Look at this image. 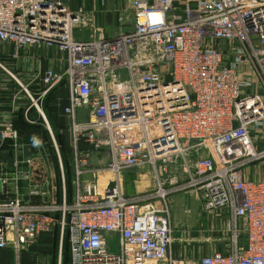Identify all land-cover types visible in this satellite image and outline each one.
Returning <instances> with one entry per match:
<instances>
[{
  "label": "built area",
  "instance_id": "built-area-1",
  "mask_svg": "<svg viewBox=\"0 0 264 264\" xmlns=\"http://www.w3.org/2000/svg\"><path fill=\"white\" fill-rule=\"evenodd\" d=\"M130 6L132 27L105 36L66 0H0L1 42L66 54V67L46 70L36 93L8 73L42 116L45 94L66 84L73 135L69 174L58 139L49 138L57 201L42 144L19 138L11 124L0 132L11 153L0 163V250L57 231L59 242L67 237L65 264H183L171 251L169 201L192 191L231 220L229 248L198 264H264V179L244 172L264 161L253 135L264 129V0ZM88 26V38L74 37ZM92 153L103 163H92ZM134 168L155 184L128 195L121 174ZM104 172L112 177L102 184Z\"/></svg>",
  "mask_w": 264,
  "mask_h": 264
},
{
  "label": "crops",
  "instance_id": "crops-1",
  "mask_svg": "<svg viewBox=\"0 0 264 264\" xmlns=\"http://www.w3.org/2000/svg\"><path fill=\"white\" fill-rule=\"evenodd\" d=\"M66 1L71 10L83 8L84 15L93 19L97 33L102 35H113L119 30L125 31L132 27L133 16L130 0H104L103 3L100 0ZM73 33L77 39H86L91 35V28L89 26L75 27ZM66 64V54L56 47L16 48L10 42L0 41V132L11 124L18 130L19 138L28 143L42 144L43 165L53 173L51 181L54 187L51 188V198L57 201L61 200V190L58 184L57 162L50 149L49 138L60 139L58 142L64 149L63 155L67 156L65 158L69 161L72 157L71 138L73 135L71 117L64 112L69 99L68 87L62 84L45 94L42 102L44 119L42 114L31 106L23 89L8 71L27 85L32 93H36L44 88L42 75L46 70H62ZM260 130L264 129L253 130L254 141L257 146L264 147V135H262L264 131ZM8 151L7 142L0 143V163L7 161ZM244 172L248 179H264V161L247 166ZM101 177H107L106 182L112 175L104 172L100 175V181ZM20 184L22 186V182ZM136 191H138L137 188ZM136 193L139 191L133 194ZM34 199L38 200V197ZM61 252L62 242H59L57 231L47 232L42 233L33 243L24 245L20 250L16 251L10 247L1 249L0 264H62Z\"/></svg>",
  "mask_w": 264,
  "mask_h": 264
},
{
  "label": "rangeland",
  "instance_id": "rangeland-1",
  "mask_svg": "<svg viewBox=\"0 0 264 264\" xmlns=\"http://www.w3.org/2000/svg\"><path fill=\"white\" fill-rule=\"evenodd\" d=\"M81 147L85 148V146ZM90 156L93 162L100 163H103L105 157L104 154L99 153H92ZM65 157L62 155L63 161L68 162ZM7 161L11 162L10 151L7 153ZM66 174H69L68 168ZM105 178L107 177H101L102 184L105 183ZM121 179L123 191L127 194L149 190L155 184L153 175L146 168L126 169L121 174ZM170 200H172L169 203V210L173 239L171 251L180 263L198 264L201 256L213 251H226L229 248L232 234L229 228L231 220L226 210L205 209L192 191L176 194ZM67 246L66 241H62V264H65L67 259ZM112 249L116 250L113 246Z\"/></svg>",
  "mask_w": 264,
  "mask_h": 264
},
{
  "label": "trees",
  "instance_id": "trees-1",
  "mask_svg": "<svg viewBox=\"0 0 264 264\" xmlns=\"http://www.w3.org/2000/svg\"><path fill=\"white\" fill-rule=\"evenodd\" d=\"M58 139V138H57ZM58 141L60 142V139H58ZM60 144V143H59ZM60 147H61V152H62V154H63V151H64V149L62 148V146L60 145ZM64 165L66 166V168H69V165H68V162H66V160H64ZM66 241V243H67V245H68V242H67V237H66V235L63 237V241ZM68 247V246H67ZM69 250V249H68ZM68 258H69V254L67 255V259H66V262L68 261ZM65 262V263H66Z\"/></svg>",
  "mask_w": 264,
  "mask_h": 264
},
{
  "label": "water",
  "instance_id": "water-1",
  "mask_svg": "<svg viewBox=\"0 0 264 264\" xmlns=\"http://www.w3.org/2000/svg\"><path fill=\"white\" fill-rule=\"evenodd\" d=\"M0 187H1V183H0Z\"/></svg>",
  "mask_w": 264,
  "mask_h": 264
}]
</instances>
